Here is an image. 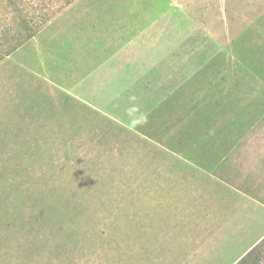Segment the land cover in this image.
Returning a JSON list of instances; mask_svg holds the SVG:
<instances>
[{"label": "rangeland", "instance_id": "1", "mask_svg": "<svg viewBox=\"0 0 264 264\" xmlns=\"http://www.w3.org/2000/svg\"><path fill=\"white\" fill-rule=\"evenodd\" d=\"M101 1L0 0V264H231L264 232V0H121L160 56L91 106L40 44Z\"/></svg>", "mask_w": 264, "mask_h": 264}, {"label": "crops", "instance_id": "2", "mask_svg": "<svg viewBox=\"0 0 264 264\" xmlns=\"http://www.w3.org/2000/svg\"><path fill=\"white\" fill-rule=\"evenodd\" d=\"M101 2L94 3L93 7H87L89 4L86 3L72 5L63 19H57L59 23L50 25L44 31L48 33L47 45L43 42L40 44L41 50L50 51L49 79L60 85L63 81H70L69 84H62L65 89L91 106L103 105L102 100L112 97L114 91L122 88V83L133 85L139 81L131 75L137 72L134 71L137 69L135 58L153 59L160 56V39L153 35L161 31L159 13L155 17L138 12L145 8L135 1L114 0L109 4ZM52 52L55 54L52 55ZM52 60L58 62L56 72L51 66ZM121 60L125 61L124 64L120 63ZM62 68L63 76L60 74L62 71H59ZM96 79L101 82L98 83ZM91 82L98 83L100 87L102 84L100 89L106 90L107 97H99L98 92L92 95L93 87L88 85ZM124 88L128 89V86ZM83 91V94L88 95L87 100L81 94ZM263 237L264 232L245 248L237 260Z\"/></svg>", "mask_w": 264, "mask_h": 264}, {"label": "trees", "instance_id": "3", "mask_svg": "<svg viewBox=\"0 0 264 264\" xmlns=\"http://www.w3.org/2000/svg\"><path fill=\"white\" fill-rule=\"evenodd\" d=\"M32 35H28L31 38ZM21 42H19L20 44ZM20 46V45H18ZM264 254V237L259 240L249 251H247L241 258L233 264H260L261 258Z\"/></svg>", "mask_w": 264, "mask_h": 264}]
</instances>
